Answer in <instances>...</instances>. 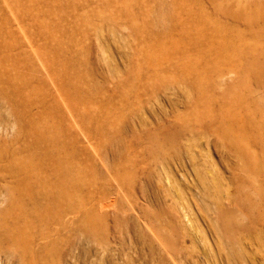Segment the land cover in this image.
<instances>
[{
  "label": "rangeland",
  "instance_id": "obj_1",
  "mask_svg": "<svg viewBox=\"0 0 264 264\" xmlns=\"http://www.w3.org/2000/svg\"><path fill=\"white\" fill-rule=\"evenodd\" d=\"M0 107L38 264H264V0H0Z\"/></svg>",
  "mask_w": 264,
  "mask_h": 264
},
{
  "label": "bare ground",
  "instance_id": "obj_2",
  "mask_svg": "<svg viewBox=\"0 0 264 264\" xmlns=\"http://www.w3.org/2000/svg\"><path fill=\"white\" fill-rule=\"evenodd\" d=\"M0 109H1V107H0ZM0 122L3 123V121H0ZM2 123H0V124H2ZM7 123H8V121H7ZM4 124H5V121H4ZM13 125H15V124H13ZM0 126H2L3 129L5 127L3 125H0ZM41 128H42V126H41ZM37 131H39V130H37ZM43 136H45V135L43 134ZM43 182H44V180H43ZM33 202H34V199L29 197L27 192L24 189L20 188L19 186L16 189L14 186L13 187L8 186L7 189L6 188L0 189V250H2L1 247L5 243H8L9 245L16 247V249H18L19 251H21L22 254H24V256L26 258L25 264H38V261L41 260V257H39V255L34 251V248H33L34 243L33 242H35V240H34L35 237L40 235L42 229H41V227L39 228L36 225V223L34 222L33 219H28V217H30V212L26 208L27 203H33ZM33 204H35V203H33ZM157 217L159 218V216H157ZM160 229H161V227H160ZM194 230H196V228H194ZM164 237H166V236H164ZM168 239H170V238H168ZM168 239H167V241L169 242ZM170 242H171V240H170ZM172 243L173 242H171V244ZM166 244H167V242H166ZM172 246H173V244H172ZM167 247H168V245H167ZM169 248H171V245ZM0 254H1V251H0Z\"/></svg>",
  "mask_w": 264,
  "mask_h": 264
}]
</instances>
